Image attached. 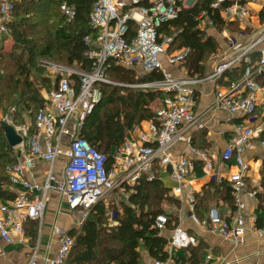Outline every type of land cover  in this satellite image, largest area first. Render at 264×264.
<instances>
[{"label":"built area","instance_id":"obj_1","mask_svg":"<svg viewBox=\"0 0 264 264\" xmlns=\"http://www.w3.org/2000/svg\"><path fill=\"white\" fill-rule=\"evenodd\" d=\"M201 1L94 0L89 25L97 36L88 35L84 39L88 47L85 57L89 60V68L81 70L76 66L43 61L51 87L42 93V106L34 114L33 124L29 121L20 125L15 123L16 106L1 119L16 129L22 144L15 149L16 162L6 168L9 189L14 198L0 200V259H6L4 245L29 244L26 226L30 222L43 224L51 190L57 191L71 210L90 212L99 203L110 201L118 190L128 201L131 189L143 177L150 182L156 179V165L175 183L171 195L187 201L190 219L201 225L193 212L196 196L190 192L188 176L194 171L197 160L203 161L208 168L213 167V162L206 152L191 147V137L185 135L199 122L194 110L193 86L207 80L218 81L231 68L244 64L243 77L220 89L213 107L231 115L251 116L257 111L264 95V88L257 82L264 74V47L259 48L264 35L246 47L232 43L233 57L216 63L205 79L188 76L182 79L166 68V63L170 66L185 64L191 49L169 52L174 37L161 34L160 28L176 21L183 10L193 9ZM228 1L232 4L224 7ZM14 9L12 0H0V34H9L8 25L13 21ZM60 10L68 21L75 20L77 10L74 5L64 2ZM211 11L212 14L219 12L224 23L242 21L251 15L249 6L242 0H214ZM196 21L200 25H215L207 10L201 11ZM131 23L137 28L132 37ZM256 51L259 57L254 62L251 54ZM112 65L126 69L139 67L145 75L161 73L162 80L125 86L143 91L158 90L169 94L171 99L156 110L155 118L147 122L145 128H139L136 141L126 138L122 146L105 154L92 146L81 133L87 118L102 100L101 86L115 84L107 77V70ZM257 137V130L238 126L221 154L223 164L236 169L227 177L235 197L236 212L228 221L212 210L210 224L214 233L234 245L242 242L247 230L242 195L247 190L246 174L250 164L243 155L255 148L254 139ZM178 143L189 145L194 158L175 157L171 150ZM260 145L264 149V139ZM59 160H65L61 180L54 173ZM37 161H43L48 166L44 185L28 177ZM248 196L254 197L255 193H248ZM107 215L113 221L115 214L107 212ZM256 220L253 217L250 222L254 224ZM262 221L264 225V216ZM169 222L170 217L161 214L155 220V228L162 231ZM258 234L262 236L264 231L258 230ZM54 235L59 245L56 255L53 258L41 257L38 241L25 264H39L40 260L44 264H66L76 239L69 230L59 227L54 228ZM198 246L199 240L178 226L167 241L166 250L172 253ZM212 258L211 254L206 256L208 264H211ZM155 264L172 263L168 259L156 260Z\"/></svg>","mask_w":264,"mask_h":264},{"label":"trees","instance_id":"obj_2","mask_svg":"<svg viewBox=\"0 0 264 264\" xmlns=\"http://www.w3.org/2000/svg\"><path fill=\"white\" fill-rule=\"evenodd\" d=\"M12 1L15 5L14 18L8 25L7 38L13 41V47L10 52L0 49V110L3 109L7 93L11 91L17 108L15 122L20 125L24 123L23 119L19 120L24 112L34 115L42 106L36 84L42 86L48 80L39 76L42 72L39 60L48 58L87 70L89 60L85 57V52L88 47L84 39L88 35L96 37L97 32L89 25L94 0ZM64 2L76 7L75 20L68 21L61 13L60 6ZM213 2L214 0H203L193 9L183 10L179 19L163 25L159 30L163 35L174 37L169 52L191 49L184 66L192 77L196 74L203 75V64L218 47L211 37L205 38V33L200 31L196 16L207 10L219 29L225 27L219 12L212 14ZM230 4L232 1H228L224 7ZM130 29L132 37L137 29L135 24L131 23ZM108 73L117 82L128 85L163 79V75L156 72L137 78L133 69L115 65L107 70ZM32 77L34 81L31 80ZM101 89L102 100L87 118L81 135L100 152L110 154L113 147L124 144L127 134L136 126L155 118L156 111L152 105L161 99L163 93L158 90L143 91L111 85H102ZM15 162V149L8 144L0 130V200L14 198L9 189L6 168ZM230 194L229 190L225 199L231 201ZM168 199L172 202L169 189L160 179L150 182L143 177L131 189L128 201L121 198L118 204H111L110 210L115 214L113 220L117 224L113 226L106 223L109 216L105 205L99 203L90 211L80 231H70L76 241L66 264H140L141 248L146 249L153 259L167 261V239L155 228V220L161 214L167 215L162 204ZM37 223L30 222L26 226L27 235L34 241L38 234ZM202 249L203 244L198 251Z\"/></svg>","mask_w":264,"mask_h":264},{"label":"crops","instance_id":"obj_3","mask_svg":"<svg viewBox=\"0 0 264 264\" xmlns=\"http://www.w3.org/2000/svg\"><path fill=\"white\" fill-rule=\"evenodd\" d=\"M242 1L251 10V15L242 19V21L223 22L225 24L223 29H219L216 25L206 26L198 23V28L206 35L205 38L211 37L218 46L217 50L203 64V75L196 74L192 77L185 68V64L170 66L166 63V68L171 70L176 77L182 79L187 76L199 78L200 80L205 79L214 70L216 63L233 57L232 43L235 42L246 47L264 35V1ZM12 46L13 41L7 38L6 35L0 34V49L10 52ZM261 47H264V41L260 44L259 48ZM213 55H216L217 58ZM258 57V51L251 54V59L254 62L257 61ZM245 69L246 65H238L228 70L218 81L207 80L193 86L194 110L199 117V122L197 126L186 131L185 135L191 137V147L206 152L213 162V167L208 168L203 161L197 160L194 171L188 176L190 192L196 196V206L193 212L201 225H196L190 219L191 212L187 201L171 195L175 183L158 165L155 167L156 178L160 179L164 186L169 189V195L173 198L172 206H169V204L164 205L166 213L170 217V222L161 231V236L168 241L173 230L179 226L199 240L198 247L187 250H174L170 253L165 248L172 264H208L206 260L208 254L213 257L211 264H264V234L262 236L258 234V230L264 231L262 221L264 216V149L260 145V142L264 139V95L257 111L251 116L231 115L226 111L213 107L217 92L222 88H226L231 82L240 80ZM133 70L137 73V78L145 76L141 68L138 67ZM257 82L264 88V74L257 79ZM162 93L161 99L158 100L160 107L171 99L169 94ZM0 121L2 120L0 119ZM25 122L27 121L24 120ZM29 122L33 124V120ZM147 122L149 121L136 126L133 131L127 134L125 139L136 141L140 131L139 128H145ZM241 125L257 130L258 137L254 139L255 148L246 151L243 155L244 160L250 164L246 174L247 190L242 195L247 230L242 242L239 245H234L214 233L210 224V213L215 210L222 219L231 221L236 212L235 197L227 180V177L236 169L234 166H225L221 154L234 135L235 129ZM115 148L117 147H113L111 152ZM171 152L175 157L194 158L190 153L189 145L186 143L176 144ZM64 164L65 160H59L54 168V173L59 180L64 177ZM47 172L48 166L46 163L37 161L35 169L28 174V177L30 180L44 185L47 182ZM229 190L231 191V201L225 199V195ZM205 193L206 195H204ZM248 193H255V196L249 197ZM116 198V195L113 194L110 200L117 202ZM63 210L72 211L60 194L55 190H51L48 193L45 219L38 230L35 242L28 236L29 244L27 245H4L6 259H0V264H25L31 256L32 247L38 241L40 242L39 254L41 257L53 258L59 246L54 235V228L80 231L85 222L84 220L83 222L82 220L76 221L72 215H65ZM253 217L257 219L254 224L250 222ZM204 222L206 224H203ZM112 224H116L114 220ZM201 244H203V249L198 251ZM140 252V264H155L156 260L150 256L146 249L141 248ZM39 264L44 263L40 260Z\"/></svg>","mask_w":264,"mask_h":264},{"label":"rangeland","instance_id":"obj_4","mask_svg":"<svg viewBox=\"0 0 264 264\" xmlns=\"http://www.w3.org/2000/svg\"><path fill=\"white\" fill-rule=\"evenodd\" d=\"M13 47V46H12ZM11 50H12V48H11ZM43 61H48L49 63H55V64H61V65H65V64H63V63H60V62H57V61H54V60H52V59H48V58H42V59H40L39 60V67L42 69V72H40L39 73V76H43L45 79H47L48 81H47V83L46 84H42V86H40L39 84H36L37 85V88H38V90H39V94L40 95H42V93H43V91L44 90H48L50 87H51V80H50V78H49V75H48V72L46 71V69L43 67ZM136 75H137V73H136ZM107 77L111 80V81H113L115 84L114 85H111L112 87H126L125 85H128V84H122V83H119V82H117L115 79H113L111 76H110V74L108 73L107 74ZM31 80L32 81H34V78L32 77L31 78ZM128 88V87H127ZM129 89H135V88H129ZM14 100H15V96L12 94V92L10 91V92H8L7 93V95H6V97H5V99H4V102H3V109H1L0 110V119H2V118H4V117H6V115H8L9 113H10V109L14 106ZM152 107H153V109L156 111L157 109H159V108H161L160 107V103H159V101L157 100L155 103H154V105H152ZM34 112V111H33ZM35 114V113H34ZM33 113H31V112H27V113H25L24 112V115H23V117H21L19 120L21 121L22 119L23 120H26V121H32L33 120ZM16 123V122H15ZM111 153V152H110ZM129 190V189H128ZM114 195H116V199L115 200H117V202H113L112 200H110V201H103V202H101L102 204H104L105 205V211L106 212H110V213H113L110 209H111V204L112 203H119L120 202V199L121 198H123V199H125L124 198V193L122 192V191H120V190H118L117 192H115V194ZM169 197H170V199L172 200L173 198H172V196H170L169 195ZM172 202H170V200L168 199V201H166V202H164L163 204H162V206L164 207V205H166V204H169V206H172V204H171ZM164 210H165V208H164ZM166 211V210H165ZM63 212H64V214L66 215V214H69V215H72V217L76 220V221H81L82 220V222H83V220L85 221L86 220V218L88 217V215L90 214V212H85V211H82V210H75V211H67V210H63ZM111 217V216H110ZM106 223H108L109 224V226H112L113 224H112V221L110 220V218L109 219H107V221H106ZM41 226L42 225H40L39 224V226H38V223H37V229L39 230L40 228H41ZM80 228H81V226H80ZM39 232V231H38ZM36 240V239H35ZM35 242V241H34Z\"/></svg>","mask_w":264,"mask_h":264},{"label":"water","instance_id":"obj_5","mask_svg":"<svg viewBox=\"0 0 264 264\" xmlns=\"http://www.w3.org/2000/svg\"><path fill=\"white\" fill-rule=\"evenodd\" d=\"M0 130L4 133L8 144L16 149L22 144V138L18 135L16 129L5 121H0Z\"/></svg>","mask_w":264,"mask_h":264}]
</instances>
